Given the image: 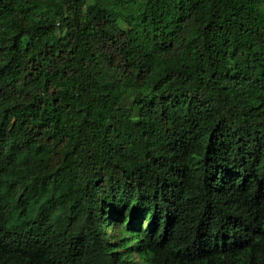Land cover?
I'll return each instance as SVG.
<instances>
[{
    "label": "trees",
    "instance_id": "1",
    "mask_svg": "<svg viewBox=\"0 0 264 264\" xmlns=\"http://www.w3.org/2000/svg\"><path fill=\"white\" fill-rule=\"evenodd\" d=\"M0 264H264V0H0Z\"/></svg>",
    "mask_w": 264,
    "mask_h": 264
},
{
    "label": "rangeland",
    "instance_id": "2",
    "mask_svg": "<svg viewBox=\"0 0 264 264\" xmlns=\"http://www.w3.org/2000/svg\"><path fill=\"white\" fill-rule=\"evenodd\" d=\"M133 30V27L128 28V33L131 34Z\"/></svg>",
    "mask_w": 264,
    "mask_h": 264
}]
</instances>
